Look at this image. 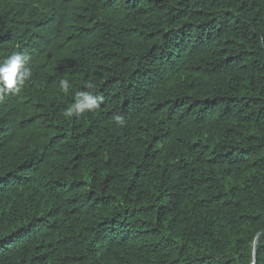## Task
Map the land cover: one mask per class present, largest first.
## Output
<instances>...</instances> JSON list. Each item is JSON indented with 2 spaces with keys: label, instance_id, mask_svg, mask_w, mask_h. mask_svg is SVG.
<instances>
[{
  "label": "trees",
  "instance_id": "trees-1",
  "mask_svg": "<svg viewBox=\"0 0 264 264\" xmlns=\"http://www.w3.org/2000/svg\"><path fill=\"white\" fill-rule=\"evenodd\" d=\"M12 14L49 45L4 109L0 264H264V0H0V45Z\"/></svg>",
  "mask_w": 264,
  "mask_h": 264
},
{
  "label": "clouds",
  "instance_id": "clouds-1",
  "mask_svg": "<svg viewBox=\"0 0 264 264\" xmlns=\"http://www.w3.org/2000/svg\"><path fill=\"white\" fill-rule=\"evenodd\" d=\"M12 16L15 35L9 40L4 41L6 38L3 39L4 42L0 45V130L2 131L24 127L28 124L30 119L28 114L26 117L25 113L23 116L16 118L15 109H4H8L13 105L11 102L14 99L7 100L9 97L17 95L22 87L28 86L27 81L31 74H39L38 61L40 62L45 55L44 46L49 45V41L45 42L41 37L40 31L32 32L29 36H26L25 25L23 24L20 27L19 19L14 14ZM35 38H38V40H35ZM60 87L67 93L69 90L68 81L61 80ZM86 87L92 89L94 86L89 83ZM102 102L103 97L100 95H94L90 91H78L75 102L66 109L64 115L69 118L73 115L79 116L85 111L97 109ZM115 122L118 125L125 123L120 116L115 118Z\"/></svg>",
  "mask_w": 264,
  "mask_h": 264
},
{
  "label": "water",
  "instance_id": "water-1",
  "mask_svg": "<svg viewBox=\"0 0 264 264\" xmlns=\"http://www.w3.org/2000/svg\"><path fill=\"white\" fill-rule=\"evenodd\" d=\"M260 233H258L255 237L254 243H253V259L255 260L256 258V246H257V241L259 238Z\"/></svg>",
  "mask_w": 264,
  "mask_h": 264
}]
</instances>
